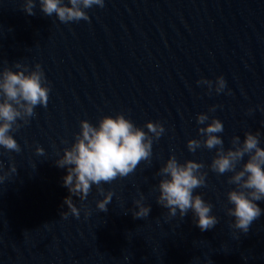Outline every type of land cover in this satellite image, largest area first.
Listing matches in <instances>:
<instances>
[{
  "label": "water",
  "instance_id": "95a60500",
  "mask_svg": "<svg viewBox=\"0 0 264 264\" xmlns=\"http://www.w3.org/2000/svg\"><path fill=\"white\" fill-rule=\"evenodd\" d=\"M22 6L26 0H17ZM29 15L50 41L103 117L123 113L144 128L159 121L150 163L134 170L168 229L192 264H264V214L247 233L230 227V172L208 166L216 149L187 148L200 139L196 116L223 122L224 148L233 136L259 131L264 147V0H104L87 9L89 19L61 22L35 0ZM226 80L225 92L209 94L202 77ZM230 94H226L228 90ZM217 105L214 112L208 109ZM249 109H252L249 112ZM147 132L148 130L144 128ZM170 155L204 164L206 185L194 190L213 205L218 223L201 231L191 211L183 218L157 203V174ZM245 155L244 160H247ZM239 168V165H238ZM264 209V201L258 202Z\"/></svg>",
  "mask_w": 264,
  "mask_h": 264
},
{
  "label": "clouds",
  "instance_id": "9594fccd",
  "mask_svg": "<svg viewBox=\"0 0 264 264\" xmlns=\"http://www.w3.org/2000/svg\"><path fill=\"white\" fill-rule=\"evenodd\" d=\"M35 0H26L24 11L34 14ZM93 6H104V0H39V7L46 16H55L61 22L89 19L87 9ZM16 71L9 67L0 70V147L19 152L20 145L13 134L23 124L29 123L37 105L47 106L49 99V84L39 63L30 69L28 65L19 62L14 64ZM197 84L206 85L209 94L214 91L219 94L225 92L226 80L223 75L217 76L215 82L201 78ZM230 89L226 94H230ZM217 105L209 107L214 112ZM264 111V108L261 109ZM252 109H249L251 112ZM197 124L200 139H189L187 148L195 152L201 146L216 149L215 156L208 166L219 174L232 173L228 183L235 187L227 192V201L231 207L226 208L228 216L234 221L230 227L247 233L251 223L264 214L259 206L264 201V147L260 146L261 133L249 131L244 133L241 140L233 136L231 147L225 149L222 137L223 122L210 117L207 113H198ZM146 128L148 131L144 130ZM144 128L136 126L123 113L115 116L105 115L96 125L88 120H80V131L75 134L74 142L69 148L63 149V154L55 161L60 168H65L67 174L63 177V186L68 189L69 196L64 204L74 216H79V209L73 203V196L81 201L86 199L93 185L103 199L97 200L96 207L106 211L111 202L113 192L101 186L102 182H111L115 178L127 176L133 172L140 161L150 163L152 145L165 132L159 121H147ZM37 154L43 155L44 149L37 146ZM247 155V160H244ZM239 165V168H238ZM0 163V170H3ZM204 164L195 160L179 162L175 155H170L160 167L158 175L161 177L157 185V203L168 210L169 217H184L189 211L192 213L193 223L201 230L212 229L218 218L212 214L213 205L204 200L199 193L194 194L198 187L206 185L207 172L202 171ZM16 168L11 165L7 172L0 174V183ZM143 193L134 200L135 218L146 217L151 211L150 205L143 203ZM65 218L68 212L62 214ZM85 215H88L85 210Z\"/></svg>",
  "mask_w": 264,
  "mask_h": 264
}]
</instances>
